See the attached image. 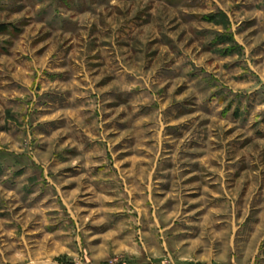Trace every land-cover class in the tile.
I'll return each mask as SVG.
<instances>
[{
	"label": "rangeland",
	"instance_id": "1",
	"mask_svg": "<svg viewBox=\"0 0 264 264\" xmlns=\"http://www.w3.org/2000/svg\"><path fill=\"white\" fill-rule=\"evenodd\" d=\"M0 264H264V0H0Z\"/></svg>",
	"mask_w": 264,
	"mask_h": 264
}]
</instances>
